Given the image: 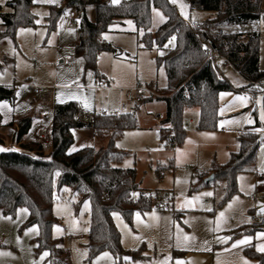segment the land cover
<instances>
[{
  "label": "rangeland",
  "instance_id": "374dc122",
  "mask_svg": "<svg viewBox=\"0 0 264 264\" xmlns=\"http://www.w3.org/2000/svg\"><path fill=\"white\" fill-rule=\"evenodd\" d=\"M9 1L0 0V12L12 11ZM106 1L119 4L123 0L118 3ZM173 4L180 16L192 22H203L210 15L205 10H191L188 0H176ZM60 7L65 10L51 28V11ZM261 9L260 19L227 26L226 30L261 34L259 66L264 71V0H261ZM30 11L35 18L34 24L19 26L14 37L0 36L3 65L0 82L15 89L14 101L0 100V114L5 123L30 116L41 120L40 124H48L53 101L57 98L74 101L82 111L127 112L126 106L133 108L136 85L151 81L157 82L160 91L166 94L162 91L167 86L166 74L154 59L156 50L141 47L132 19H126L124 24H114L112 29L103 33L102 40L117 48L122 55L115 58L113 51H103L97 60V68L103 74L99 67L101 63L105 73L111 76L110 89L96 90V69L87 66L84 58L75 52L74 42L79 35L80 21L77 9L65 6L64 0H34ZM85 12L88 18L96 20L95 5H87ZM166 19L162 8L153 7L151 30L155 32ZM1 23L0 17V32L5 30ZM170 41L171 45L175 44V39ZM222 73L233 90L219 93L217 127L201 129L199 109H185L184 122L187 119L192 122L185 126V139L177 144L176 151L167 150L166 142L159 137V127L165 126L161 124L165 114L163 99L147 100L132 109L137 126L125 129L120 138L119 145L127 153L122 156L124 159L120 164L135 168L136 180L143 186H174L176 197L174 206L169 209L153 206L146 210L136 209L131 223L120 212H114L113 220L121 234L122 247L141 253L135 259L127 257L123 264H260L259 258L250 252L264 253L257 251L264 245V238L260 237L264 227L256 226L252 220L253 213L264 215V142L260 143L253 169L238 173L237 192L225 201L222 202L225 181L205 185L201 179L208 176L199 177V174L212 175L213 166L227 163L231 154L240 150L241 132L253 127L257 121L264 125L261 119L264 114V81L256 82L254 88L243 89L247 82L236 70H222ZM33 86L40 92L35 93L31 89ZM237 97L245 99L238 100ZM142 124L150 127H142ZM48 129L51 144V128ZM80 129L75 130L77 139L72 150L97 145L99 140L88 128ZM35 130L36 124L28 133L30 140L34 138ZM78 131L85 133L81 136L85 139L82 143ZM260 136L264 139V132ZM7 140H12L7 148H15L13 139ZM50 144L44 145L48 147ZM158 174L161 177L158 178ZM71 192L68 187L56 190L53 213L59 222L52 229L53 237L61 240L69 251L70 264L115 263L109 250L91 256L88 248L91 204L85 200L77 207V199ZM209 192L211 196L205 195ZM220 213H224L223 217ZM29 215L27 206H19L14 215L5 214L0 208V264H51L47 250H35L40 228L37 224L27 225ZM246 238H250V244L233 247L234 243Z\"/></svg>",
  "mask_w": 264,
  "mask_h": 264
},
{
  "label": "trees",
  "instance_id": "16d2710c",
  "mask_svg": "<svg viewBox=\"0 0 264 264\" xmlns=\"http://www.w3.org/2000/svg\"><path fill=\"white\" fill-rule=\"evenodd\" d=\"M188 1L191 8L213 14V17L202 22L203 27L200 29H192L171 0H123L119 4L106 0H64L65 6H74L82 12L78 26L80 43L75 52L84 58L87 66L96 69L98 78L101 77L97 68L98 54L101 51H116L115 47L102 40V36L117 21L132 19L137 27L141 47L158 51L155 60L158 67L164 68L167 79V86L162 89L166 96L158 98L166 102V117L163 122L170 124L161 128V139L169 142V135L173 131L178 145L185 139L184 110L198 108L199 127L214 129L219 120V93L233 90L220 66L206 59L203 51L206 39L227 47L223 50L224 54L236 71L248 81L243 89L251 86L254 88L256 82L264 81V71L259 66V32L226 31L219 34L210 29L211 25H244L260 19L261 0ZM33 3L34 0H10L8 6L12 11L0 12L5 26L0 36L14 37L19 26L34 24L35 18L30 11ZM90 4L96 7L95 21L89 20L84 12ZM153 7L162 8L167 17L155 32L151 30ZM64 10V7L52 9L49 17L51 28ZM173 37L175 44L171 45ZM2 67L0 61V69ZM14 99L15 89L0 85V100ZM78 110L79 106L74 101L55 104L51 127L52 151L49 154L45 153L42 142L24 140L32 127L33 117H22L16 121V125L11 123L15 127L12 139L21 149L8 148V151L0 152V208L5 214L14 215L19 206H27L30 212L27 225L37 224L40 228L35 239V250H47L51 264H70L69 251L52 234L54 225L59 222L53 213L56 190L68 187L72 196L77 199V207L85 200L91 204L88 243L91 256L109 250L115 257L113 264H123L127 257L135 259L141 253L122 247L121 234L114 223L113 213L120 212L131 223L136 209L146 210L152 207L143 199H130L132 191L140 188L135 180L136 170L117 165L126 154L120 155L117 141L125 129L137 126V119L132 112L94 113L89 124L96 133L101 135L104 130L109 129L114 133L105 146H85L70 151L74 142L73 128L85 125L76 119ZM239 141L240 150L233 152L227 163L212 167L214 178L210 181L201 179V183L205 185L213 181L226 182L222 202L237 192L238 173L253 169L250 161L256 156L262 139L260 133L246 130L240 134ZM2 144L4 145V136L0 133V145ZM207 176L209 174L199 175L200 178ZM250 254L258 257L260 264H264V253Z\"/></svg>",
  "mask_w": 264,
  "mask_h": 264
},
{
  "label": "built area",
  "instance_id": "2783aa9c",
  "mask_svg": "<svg viewBox=\"0 0 264 264\" xmlns=\"http://www.w3.org/2000/svg\"><path fill=\"white\" fill-rule=\"evenodd\" d=\"M185 22L192 29H200L203 27L202 22H192L189 19H184ZM211 30L218 32L219 34H224L226 32L224 27L211 25ZM226 46H219L213 42L212 39H206L204 43L203 51L206 55V59L212 61L214 64H218L222 70L227 69H235L233 63L230 61L228 56L224 54L223 50H225ZM109 87V83L106 80L97 82L95 85L96 89L107 88ZM35 93L39 92V88L33 86L31 88ZM166 94H163L160 91V88L156 84H146V85H136L133 93V101L134 105H140L145 100L154 99L158 97H164ZM133 113V111H131ZM122 112L117 111L115 114H120ZM105 114V112H103ZM94 117V114L91 112H85L82 110H78L76 114V119L80 122H91ZM188 124V120L186 121ZM167 127V126H164ZM262 129L264 130V125L262 124ZM264 132V131H263ZM42 138L44 141L49 140V135L45 132L42 133ZM176 134L172 131L169 135V142L165 143V148L167 150L176 151L177 143H176ZM176 191L175 189H146L139 188L134 189L131 193L130 199L133 201L145 200V202L151 204V206L156 207L158 209H169L175 204ZM252 220L256 226H264V215H260L257 213H253Z\"/></svg>",
  "mask_w": 264,
  "mask_h": 264
},
{
  "label": "crops",
  "instance_id": "0c3cea01",
  "mask_svg": "<svg viewBox=\"0 0 264 264\" xmlns=\"http://www.w3.org/2000/svg\"><path fill=\"white\" fill-rule=\"evenodd\" d=\"M191 10H192V8H191ZM86 11V8H85V10H84V12ZM77 12H78V19L80 20V15H81V11H79L78 9H77ZM210 13V15H209V17L208 18H211V17H213V14L211 13V12H209ZM85 14H86V12H85ZM87 16V15H86ZM184 18V17H183ZM208 18H206V19H208ZM89 20H91V21H93L91 18H88ZM184 19H187V18H184ZM2 20V19H1ZM74 21H75V19H73ZM126 20V19H125ZM125 20H122V21H117V22H115L114 24H117V23H119V24H124L125 23ZM2 25H3V22L1 23ZM113 24V25H114ZM113 25H111V29L113 28ZM227 28L225 27V30H226ZM227 31V30H226ZM136 33H137V29H136ZM35 42V41H34ZM80 43V31H79V35H78V38L75 40V42H74V46H75V50H76V46L78 45ZM36 45V42L34 43V46ZM58 49L59 50H62V47L61 46H58ZM106 52H109V51H106ZM103 51H101L100 53H99V56H98V60L100 59V56H102L103 55ZM157 53H158V51L156 50V55H157ZM113 54H114V56H115V58H117L118 56H120V55H122V52L121 51H119L117 48H116V51H114L113 52ZM156 55L154 56V59H155V57H156ZM7 67V66H6ZM99 67H100V69L102 70V72H103V74H100L101 75V77L100 78H98V76L96 75V83L97 82H100V81H103V80H106V81H108V83H110L109 81L111 80V76L110 75H107L106 73H105V70H104V68H103V66H102V64L101 63H99ZM8 68V67H7ZM9 69V68H8ZM103 77V78H102ZM246 82L248 83V81L246 80ZM1 84L0 85H3V86H6L5 84H2L3 82H0ZM96 83H95V85H96ZM147 84H156L157 85V82H154V81H151V82H149V83H147ZM6 87H9V88H12L11 86H6ZM94 89H96L95 88V86H94ZM101 89H105V90H108V89H110V84H109V87H107V88H101ZM96 90H98V89H96ZM40 92V91H39ZM38 92V93H39ZM58 100H54L53 101V113H52V115H51V118H50V120H49V123L48 124H40L41 123V120H39V119H34L33 118V124H32V127H31V129L33 128V126L36 124V130H35V132H34V138H32L31 140H36V141H40V142H42L41 140L43 139L42 138V133L43 132H45L47 135H49V132H48V128H51L52 127V122H53V117H54V106H55V104L56 103H65L66 101H64L65 99H60V98H57ZM154 99H156V98H154ZM150 100H153V99H148V101H150ZM147 100H145L144 102H146ZM69 102V101H68ZM165 102V101H164ZM131 107H133V108H135V107H138V105H133V106H131ZM132 108V109H133ZM194 108H196V107H194ZM132 109H129L127 106H126V111L127 112H131L132 111ZM186 109H189V108H186ZM85 112H90V111H85ZM103 112H105V111H102V113ZM115 112H117V111H114V112H111V113H115ZM91 113H95V112H91ZM97 113H101V112H97ZM105 113H107V112H105ZM133 113H134V111H133ZM165 117H166V102H165V114H164V118H163V120H162V123L161 124H165V126H169L170 124L169 123H164L163 121H164V119H165ZM155 120H157L156 118H155ZM188 120V124H186V121ZM185 122H184V124H185V126H188L191 122H192V120L191 119H187ZM13 123H15V125H16V121H12ZM12 122H9V123H5L4 121H3V119H2V127H0V133L4 136V145L2 144L1 145V147L2 148H4V149H8L7 148V146H8V142L9 141H12V140H7L8 138H12V134H13V132H14V130H15V127H13L12 125H11V123ZM88 128V130H90V132H92L93 133V135H94V137L97 139V140H99V142L97 143V145H88V146H94L95 148H99V147H101V146H105L106 144H107V142H108V140H109V138L111 137V135L114 133L113 132V130H104L103 132H102V134L101 135H98L97 133H96V131H95V129L89 124V122H87V123H85V125L84 126H82L81 128L82 129H80V130H83V128ZM142 127H146V128H149L150 126L149 125H145V124H142ZM77 128H80V127H76V128H73V135H74V142H73V144L75 143V141H76V129ZM162 128V126H160L159 127V137L161 136V131H160V129ZM31 129H30V131H31ZM257 129H261V130H263L262 129V123H260V122H258L257 121V123L253 126V127H251V128H249V129H247V130H253L254 132H257V133H260V134H262V132L263 131H256ZM79 130V129H78ZM79 132V142L80 143H82L85 139L83 138V137H81V136H84L85 135V133H82V131H78ZM89 132V131H88ZM124 132V131H123ZM245 132V131H244ZM29 133V132H28ZM28 133L24 136V140L25 141H28V140H30L29 138H28ZM241 133H243V132H241ZM78 134V133H77ZM86 134H87V132H86ZM158 134V133H157ZM122 135H123V133H122ZM121 135V136H122ZM81 137V138H80ZM89 137V136H88ZM121 138V137H120ZM120 138L118 139V141H117V146H118V150H119V152H120V155H122V153H126V152H124L122 149H121V146L119 145V141H120ZM43 141H44V139H43ZM240 142V141H239ZM262 142H264V139H262ZM5 143H6V145H5ZM43 144H50V136H49V140L48 141H44V142H42ZM73 144L71 145V147H70V151L72 150V146H73ZM19 144H17V143H14V147H15V149H17V150H20L21 148L18 146ZM237 145H239V143L237 144ZM45 146V153L46 154H49L51 151H52V142H51V144L50 145H48V147L46 146V145H44ZM82 147H85V146H81V147H78L77 149H75V150H78V149H80V148H82ZM240 148H241V146H240ZM75 150H72V151H75ZM127 154V153H126ZM125 154V155H126ZM176 157V153H175V156H174V158ZM174 158L172 159V160H174ZM123 159L124 158H121V162L120 163H122L123 162ZM254 162H255V157H254V159H252L251 161H250V165L253 167L254 166ZM117 164L118 166H120V167H123V168H126V167H124V166H122V164ZM129 168H131V167H129ZM135 169V168H134ZM200 175V174H199ZM159 177H161V175L160 174H158V178ZM135 180H136V178H135ZM136 182H137V180H136ZM138 183V182H137ZM139 184V187L140 188H146V189H175V187L173 186L172 188H163V187H156V188H149V187H147V186H143L141 183H138ZM113 215H114V213H113ZM115 223V222H114Z\"/></svg>",
  "mask_w": 264,
  "mask_h": 264
},
{
  "label": "snow or ice",
  "instance_id": "6c2138e0",
  "mask_svg": "<svg viewBox=\"0 0 264 264\" xmlns=\"http://www.w3.org/2000/svg\"><path fill=\"white\" fill-rule=\"evenodd\" d=\"M43 2H55V0H43ZM118 2H119V0H113V3H118ZM175 2H176V0H173V3H175ZM174 39L175 38L173 37V40ZM170 43H171V41H170ZM161 54H163V53H161ZM236 99H238V100H244L245 98L244 97H237ZM4 106L6 107V105H4ZM85 107H87V105H85ZM261 119L264 120V114H262ZM249 123H252V121L249 120ZM256 131H264V130L257 129ZM73 150H75V149H73ZM2 151H8V149H4V148L0 147V152H2ZM205 195L211 196L212 193L211 192L205 193ZM220 215H221V217H223L224 213H220ZM260 237L261 238H264V233H261L260 234ZM245 244H250V238L242 239V240L234 243L233 244V247H237L238 245H245ZM257 251L264 252V245L259 246L257 248ZM44 255H47V253H45ZM105 255H107V254H105ZM178 264H179V262H178Z\"/></svg>",
  "mask_w": 264,
  "mask_h": 264
},
{
  "label": "water",
  "instance_id": "95a60500",
  "mask_svg": "<svg viewBox=\"0 0 264 264\" xmlns=\"http://www.w3.org/2000/svg\"><path fill=\"white\" fill-rule=\"evenodd\" d=\"M214 178V175L212 174V175H210L206 180L207 181H210V180H212Z\"/></svg>",
  "mask_w": 264,
  "mask_h": 264
}]
</instances>
